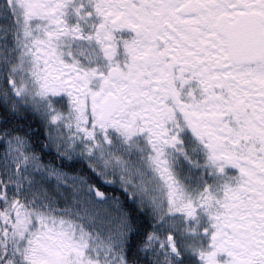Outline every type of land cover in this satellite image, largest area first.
Wrapping results in <instances>:
<instances>
[{"label":"snow or ice","instance_id":"6c2138e0","mask_svg":"<svg viewBox=\"0 0 264 264\" xmlns=\"http://www.w3.org/2000/svg\"><path fill=\"white\" fill-rule=\"evenodd\" d=\"M0 264H264V0H0Z\"/></svg>","mask_w":264,"mask_h":264}]
</instances>
